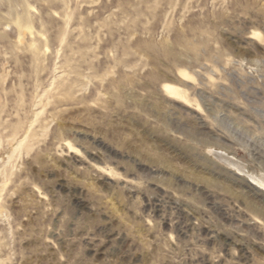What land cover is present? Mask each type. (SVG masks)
Here are the masks:
<instances>
[{
	"label": "rangeland",
	"instance_id": "1",
	"mask_svg": "<svg viewBox=\"0 0 264 264\" xmlns=\"http://www.w3.org/2000/svg\"><path fill=\"white\" fill-rule=\"evenodd\" d=\"M0 264H264V0H0Z\"/></svg>",
	"mask_w": 264,
	"mask_h": 264
}]
</instances>
